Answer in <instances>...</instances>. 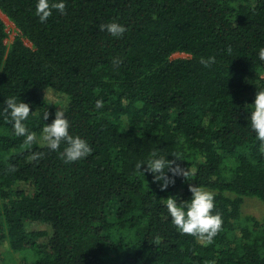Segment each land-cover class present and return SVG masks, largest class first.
<instances>
[{
	"label": "trees",
	"instance_id": "trees-1",
	"mask_svg": "<svg viewBox=\"0 0 264 264\" xmlns=\"http://www.w3.org/2000/svg\"><path fill=\"white\" fill-rule=\"evenodd\" d=\"M63 2L67 14L41 23L38 0H0L19 30L9 42L0 16V247L7 241L27 264H264V217L243 213L247 196L264 202V153L249 120L264 90V0ZM112 22L126 27L122 37L99 30ZM45 89L67 104L48 102ZM10 97L30 105L31 145L5 119ZM58 109L91 155L65 163L42 143ZM153 151L194 175L161 191L136 167ZM34 152L43 158L31 161ZM189 184L214 193L223 223L211 243L171 223L166 199L189 201ZM29 221L52 231H29Z\"/></svg>",
	"mask_w": 264,
	"mask_h": 264
},
{
	"label": "clouds",
	"instance_id": "clouds-1",
	"mask_svg": "<svg viewBox=\"0 0 264 264\" xmlns=\"http://www.w3.org/2000/svg\"><path fill=\"white\" fill-rule=\"evenodd\" d=\"M53 10H58L61 14L66 13V4L63 0L59 2H50V0H38L35 14L39 17L41 23L46 22L52 16ZM100 31H107L114 37H122L127 31L126 27L117 23H107L99 25ZM259 60L264 61V47L259 49ZM123 61L119 57L112 58L113 66H118ZM200 63L205 67H210L215 63L214 57L207 59L201 57ZM4 115L7 122L12 124L16 136L26 137L24 143L31 145L36 141V134L30 132L24 121L32 113L28 103L17 101L15 97H10L5 101ZM103 100L96 101V108L103 107ZM253 110L249 120L251 129L256 133V138L260 141V151L264 153V90L256 92ZM10 117V119H9ZM49 112L45 110L42 119L47 121ZM70 122L65 116L63 110L58 109L55 113V119L50 124H44L42 128V140L48 149L57 151L60 158L65 163H72L84 159L91 155V147L88 142L79 136L70 134ZM64 145L63 151H60L61 145ZM44 156L43 152L32 153L30 160L38 161ZM174 160L166 159L165 156H158L156 151L150 154L147 161V167L143 162H138L136 167L144 173H151L155 182L160 183V190L165 191L170 185L175 184V177L182 176L186 180L194 173L189 168L182 167L177 161H182L178 156ZM171 173V176L168 175ZM189 191L192 197L189 201L177 202L176 197L166 199V208L171 218V223L183 235L196 237L197 239L211 243L222 227V217L220 213L213 214L215 208L214 193L208 191L202 186H193L189 184ZM159 238H157L158 242Z\"/></svg>",
	"mask_w": 264,
	"mask_h": 264
},
{
	"label": "rangeland",
	"instance_id": "rangeland-1",
	"mask_svg": "<svg viewBox=\"0 0 264 264\" xmlns=\"http://www.w3.org/2000/svg\"><path fill=\"white\" fill-rule=\"evenodd\" d=\"M0 16L4 20L6 24L7 31L9 32V42L14 39V36L19 32L17 27L11 20L0 11ZM26 42L31 45V43L26 40ZM188 54L185 53H175L173 55V58L176 57H186ZM264 76V72H263ZM44 98L52 103L60 106L61 108L67 104V99L61 95L60 93L52 90V89H45L42 91ZM42 143H45L42 140ZM28 186V185H27ZM243 213L244 214H251L255 215L258 218L264 217V202L257 197H250L247 196L245 198V203L243 206ZM27 229L29 231H39V230H46L48 232H51V226L48 223L45 222H36V221H29L27 222ZM46 237H40L39 239H45ZM0 254H2L1 257V264H27L26 260L24 259V255L21 253H16L13 255L11 248L9 247V244L7 241L3 243V245L0 247Z\"/></svg>",
	"mask_w": 264,
	"mask_h": 264
}]
</instances>
